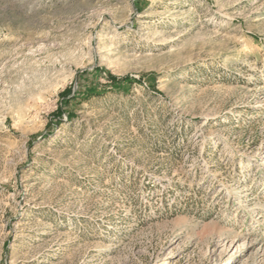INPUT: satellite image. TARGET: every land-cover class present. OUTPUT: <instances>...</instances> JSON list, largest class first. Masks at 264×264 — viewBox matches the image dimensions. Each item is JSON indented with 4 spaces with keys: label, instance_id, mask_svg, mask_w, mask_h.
Instances as JSON below:
<instances>
[{
    "label": "rangeland",
    "instance_id": "obj_1",
    "mask_svg": "<svg viewBox=\"0 0 264 264\" xmlns=\"http://www.w3.org/2000/svg\"><path fill=\"white\" fill-rule=\"evenodd\" d=\"M0 264H264V0H0Z\"/></svg>",
    "mask_w": 264,
    "mask_h": 264
},
{
    "label": "trees",
    "instance_id": "obj_2",
    "mask_svg": "<svg viewBox=\"0 0 264 264\" xmlns=\"http://www.w3.org/2000/svg\"><path fill=\"white\" fill-rule=\"evenodd\" d=\"M112 79H114V78H112Z\"/></svg>",
    "mask_w": 264,
    "mask_h": 264
}]
</instances>
